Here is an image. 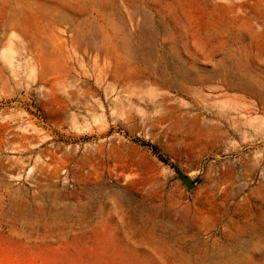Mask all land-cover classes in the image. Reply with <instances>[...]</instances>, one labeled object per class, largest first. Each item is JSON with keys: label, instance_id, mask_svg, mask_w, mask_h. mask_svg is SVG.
I'll return each mask as SVG.
<instances>
[{"label": "rangeland", "instance_id": "1", "mask_svg": "<svg viewBox=\"0 0 264 264\" xmlns=\"http://www.w3.org/2000/svg\"><path fill=\"white\" fill-rule=\"evenodd\" d=\"M0 264H264V0H0Z\"/></svg>", "mask_w": 264, "mask_h": 264}, {"label": "water", "instance_id": "2", "mask_svg": "<svg viewBox=\"0 0 264 264\" xmlns=\"http://www.w3.org/2000/svg\"><path fill=\"white\" fill-rule=\"evenodd\" d=\"M189 185L190 186H193L194 185V182L193 181H189Z\"/></svg>", "mask_w": 264, "mask_h": 264}, {"label": "bare ground", "instance_id": "3", "mask_svg": "<svg viewBox=\"0 0 264 264\" xmlns=\"http://www.w3.org/2000/svg\"><path fill=\"white\" fill-rule=\"evenodd\" d=\"M202 258V257H201Z\"/></svg>", "mask_w": 264, "mask_h": 264}]
</instances>
